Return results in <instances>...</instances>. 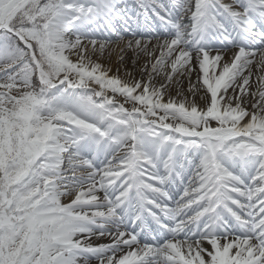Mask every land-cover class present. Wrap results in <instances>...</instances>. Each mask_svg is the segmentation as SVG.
Instances as JSON below:
<instances>
[{"label":"snow or ice","instance_id":"6c2138e0","mask_svg":"<svg viewBox=\"0 0 264 264\" xmlns=\"http://www.w3.org/2000/svg\"><path fill=\"white\" fill-rule=\"evenodd\" d=\"M0 264H264V0H0Z\"/></svg>","mask_w":264,"mask_h":264}]
</instances>
